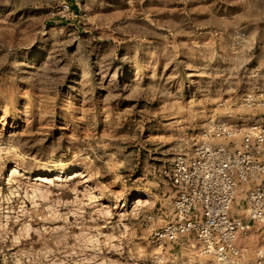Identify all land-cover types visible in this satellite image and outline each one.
<instances>
[{"label": "rangeland", "instance_id": "1", "mask_svg": "<svg viewBox=\"0 0 264 264\" xmlns=\"http://www.w3.org/2000/svg\"><path fill=\"white\" fill-rule=\"evenodd\" d=\"M258 116L264 0H0V264H217L169 167Z\"/></svg>", "mask_w": 264, "mask_h": 264}, {"label": "built area", "instance_id": "2", "mask_svg": "<svg viewBox=\"0 0 264 264\" xmlns=\"http://www.w3.org/2000/svg\"><path fill=\"white\" fill-rule=\"evenodd\" d=\"M168 180L171 218L154 231L156 240L193 234L199 253L217 264H264V245L245 240L254 226L264 228V116L244 128L216 123L191 152L174 154ZM234 204L241 216L232 215Z\"/></svg>", "mask_w": 264, "mask_h": 264}, {"label": "crops", "instance_id": "3", "mask_svg": "<svg viewBox=\"0 0 264 264\" xmlns=\"http://www.w3.org/2000/svg\"><path fill=\"white\" fill-rule=\"evenodd\" d=\"M235 206H237L238 207V210H241V214L240 215H238L237 213L236 214H233V212H232V210H231V213H232V215H234V216H241L242 214H243V209H242V207L239 205V204H234Z\"/></svg>", "mask_w": 264, "mask_h": 264}, {"label": "bare ground", "instance_id": "4", "mask_svg": "<svg viewBox=\"0 0 264 264\" xmlns=\"http://www.w3.org/2000/svg\"><path fill=\"white\" fill-rule=\"evenodd\" d=\"M15 170H16L15 168H12V171H15ZM12 171H11V172H12ZM38 178H39V177H38ZM40 178H41V177H40ZM138 200H141V199H138Z\"/></svg>", "mask_w": 264, "mask_h": 264}]
</instances>
